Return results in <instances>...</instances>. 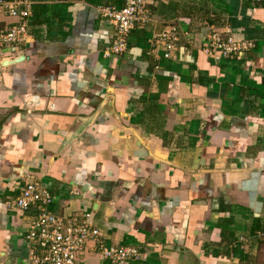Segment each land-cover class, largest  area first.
<instances>
[{"label": "crops", "instance_id": "obj_1", "mask_svg": "<svg viewBox=\"0 0 264 264\" xmlns=\"http://www.w3.org/2000/svg\"><path fill=\"white\" fill-rule=\"evenodd\" d=\"M146 3L124 54H104L101 9L125 0H34L4 53L24 58L0 68V264L30 253L35 209L4 204L30 174L55 213L90 211L109 244L147 252L133 264H264V0ZM18 20L0 5V31ZM170 25L165 58L151 41ZM214 28L255 46L215 59ZM91 246L85 264H113Z\"/></svg>", "mask_w": 264, "mask_h": 264}, {"label": "built area", "instance_id": "obj_2", "mask_svg": "<svg viewBox=\"0 0 264 264\" xmlns=\"http://www.w3.org/2000/svg\"><path fill=\"white\" fill-rule=\"evenodd\" d=\"M22 9L5 0H0L9 15L19 20L6 30L0 31V68L5 52L24 45L30 37L29 18L33 13L34 0H19ZM102 13L113 23L115 33L112 42L104 52L106 56L121 55L129 48V37L137 25H145L152 17L146 0H125L123 7L104 6ZM178 27L170 25L155 35L151 41L163 43L165 58L179 40ZM254 42L238 40L230 29H213L208 35L204 51L215 59L231 57L240 51L250 50ZM54 195L36 175H28L20 192L4 201L7 208L28 212L34 210L29 219L27 239L31 243L30 253L21 264H85L87 248L97 251L113 264H133L145 259L147 252L134 245L109 244L93 221L90 211L58 215L53 210Z\"/></svg>", "mask_w": 264, "mask_h": 264}, {"label": "water", "instance_id": "obj_3", "mask_svg": "<svg viewBox=\"0 0 264 264\" xmlns=\"http://www.w3.org/2000/svg\"><path fill=\"white\" fill-rule=\"evenodd\" d=\"M23 58H24V55L19 56V57H16V58L11 59V60H9L8 58H6V59H4V60L2 61V65H7V64H10V63L19 62V61H21Z\"/></svg>", "mask_w": 264, "mask_h": 264}]
</instances>
